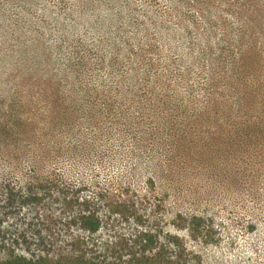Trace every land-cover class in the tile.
Returning <instances> with one entry per match:
<instances>
[{
    "label": "rangeland",
    "instance_id": "374dc122",
    "mask_svg": "<svg viewBox=\"0 0 264 264\" xmlns=\"http://www.w3.org/2000/svg\"><path fill=\"white\" fill-rule=\"evenodd\" d=\"M3 2H11L14 16H28L35 22L32 32L21 38L29 42V56L21 64H39L33 52L47 64L50 54L63 58V53L80 51L76 47L80 34L87 33V44L95 46L91 38L94 33L100 38L125 32L131 36L140 28L138 33L144 36L141 43L159 47L149 54L154 63L148 64V54L140 50L144 45H134L129 37L119 56L131 55L132 59L118 62L116 67L120 72L146 74L158 92L166 93L163 102L170 108L163 117L159 114L155 118L171 127L125 135L108 128L107 133L95 122V116L90 126L95 131L85 135L80 130L71 135L63 132L62 137L77 146L69 147L53 163H40L37 172L33 166H26L29 149L20 138L2 142L0 186L5 176L16 197L9 191L0 192V264H54L67 256L75 227L67 207V194L72 189L110 202L127 200L135 206L131 211L149 214L146 225L157 234L172 264H264V126L256 129L243 123H264V64H228L226 54L188 50L195 47V32L202 37L197 45L205 40V25L209 23L208 14L201 17L191 0L175 6L168 0H0ZM209 2L214 32L241 27L242 19L245 31L241 33L257 34L264 44V0ZM228 3L233 6L228 7ZM239 8L241 15H237ZM151 9L165 14L167 25L182 27L188 21L193 28L185 39L169 32L164 34L166 42L153 39L155 31L143 30L136 21L145 19ZM124 10L133 14L136 23L132 29L118 32L115 19ZM101 20V28L95 29ZM77 21L86 22L87 27L73 26ZM215 48L218 52L222 47ZM94 50L88 64L97 66L101 78L105 77L107 64L101 56L93 55ZM252 56L264 59V47ZM242 83L247 85V93L239 92ZM236 86L238 91L233 89ZM254 87L259 91L255 93ZM242 95L243 108L237 110ZM172 127L174 130L168 131ZM89 137L97 138V142H87ZM24 138L28 140L30 134L24 132ZM54 169L58 175L51 180ZM39 176L47 178L42 183L45 188L57 187L61 195L52 196L46 189L38 196L41 202L30 197L29 186L40 182ZM120 220L110 222L91 239L132 233L135 240L138 231L132 216ZM127 245L121 243L120 252L110 251L111 257L119 258L116 264H128L121 257Z\"/></svg>",
    "mask_w": 264,
    "mask_h": 264
},
{
    "label": "trees",
    "instance_id": "16d2710c",
    "mask_svg": "<svg viewBox=\"0 0 264 264\" xmlns=\"http://www.w3.org/2000/svg\"><path fill=\"white\" fill-rule=\"evenodd\" d=\"M168 1L175 6L176 3L181 4L182 0ZM191 1L197 4V13H200L201 17H205V12L208 14L209 23L205 25L206 29L203 27L205 40L197 45L198 38L201 36L200 32H195L197 36L195 41H192L195 47L189 46L188 50L194 49L199 52L209 50L211 53L226 54L228 64H264V59L260 57L255 59L252 56L257 53V50L259 52L264 44L257 34L251 36L246 32L241 33L245 31L242 19L241 27L238 25L237 28L230 27L224 32H214L210 24L212 16L207 10L211 0ZM232 6V3H228V7ZM12 7L11 2L0 3V43H5L0 46V144L13 139L12 137L20 138L21 143L29 149L26 157L29 161L26 162V166H33L34 172H37V166L40 163H53L62 158L69 147H76L78 144L70 139L66 141L62 133L71 135L72 131L80 130L83 135L91 134L90 132L95 131V128L90 126H93L95 122L107 133L108 128H111L122 135L131 132L141 134L165 130L166 122L160 118L156 119L155 115L161 114L160 117H163L164 111L170 108V104L163 102L167 99L164 95L166 93L158 92L154 81L149 80L146 74L139 75L134 70L124 71V73L116 67L118 62L132 59L131 55L119 56L120 50H125V43L129 37L134 45L136 43L137 46L144 45L140 41L144 36L138 33L140 28L133 30L131 36L125 32L121 35L117 33L116 36L100 38L101 35L94 33L91 38L95 46L87 44L89 38L87 33H79L80 36L77 38L79 42L76 47L80 51L63 53V58H56L50 54L47 64L42 63L40 54L33 52L32 57L38 60L39 64H21L20 62L29 56L26 52L29 42H22L21 38L26 35L25 33L32 32L34 27L32 24L35 22L28 16L23 18L14 16ZM253 7H255L254 4ZM150 13L141 22L137 18L136 21L138 27L142 26L143 30L155 31L151 34L153 39H164L166 42L164 34L167 32L174 37L185 39L186 34L190 33V28H193V24L188 21L182 27L167 25L169 20L165 14H157L153 9ZM241 14L242 9L239 8L237 15ZM132 15L124 10L121 16L115 19V22L119 23L118 32L124 31L123 28L127 27L132 29V24L136 23ZM148 17L150 19H147ZM102 23V20L98 21L94 26L95 29H100L98 25ZM246 23H249V20ZM75 25L87 27L86 22L77 21L73 24ZM43 27L37 26L39 29ZM103 27L106 25L104 24ZM43 39L44 37L40 35L41 42ZM147 40L150 38H146ZM219 46L222 48L215 52V47ZM144 47L140 50L148 54L146 55L148 64H153L154 58L149 54L157 52L158 45L155 43L150 45L146 42ZM91 49H95L93 55L101 56L100 60L107 64V72L105 77H102L104 79L101 78L97 66L92 67L88 64L92 54ZM140 57L144 58V56ZM140 63L143 64V61ZM246 87L247 85L242 83L239 86V92L247 93ZM254 88L255 93L256 90L259 91ZM233 89L238 91L237 86ZM241 97L243 95L239 97L237 110L243 108L242 100L245 99ZM153 103L158 104L154 106ZM244 105L247 107L246 104ZM255 108L256 106L253 107ZM95 116L97 117L94 122ZM243 123L256 129H262L264 126L262 121H249V123L244 121ZM170 127L168 125L167 128ZM170 130H174L173 127L168 131ZM175 130L177 131L178 128ZM24 132L30 134L28 140L24 138ZM78 141L82 144L81 146L84 145L82 141ZM92 141L97 142V138L87 139V142ZM57 175L54 169L50 179H56ZM39 177L40 182L29 186L28 192L35 201L41 202L42 199L38 196L49 188L43 186L47 178ZM1 179L0 192L9 191L15 198L16 194L13 193L15 188L6 183L5 176ZM56 189L50 187L48 191L52 196L61 195ZM54 190L56 193L52 192ZM67 195H69L67 207L71 214L70 221L75 227L69 239L67 256L62 260L54 261V264H116L119 258L111 257L110 251L119 250L121 243L124 242L128 245L122 251H127L121 257H124V262L128 264H172L169 260L171 255L164 251L163 246L159 244L157 234L146 225L147 220L151 219L150 215L141 213L139 210L131 211L135 208L134 204H129L127 200L110 202L102 196H86L83 192L74 189ZM131 216L138 231V237L135 240L132 238V233L128 236L115 234L106 239H91L93 235L101 233L110 222L121 221L120 219Z\"/></svg>",
    "mask_w": 264,
    "mask_h": 264
}]
</instances>
